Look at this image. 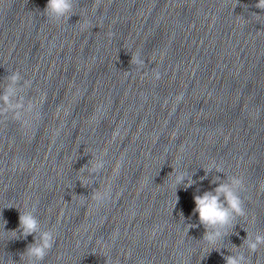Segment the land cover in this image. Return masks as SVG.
<instances>
[{
  "label": "clouds",
  "instance_id": "1",
  "mask_svg": "<svg viewBox=\"0 0 264 264\" xmlns=\"http://www.w3.org/2000/svg\"><path fill=\"white\" fill-rule=\"evenodd\" d=\"M76 3L77 0H48L47 5L43 10V14L49 22L54 24L59 25L61 23H66L72 15H75L74 8ZM95 4L98 8L100 0H95ZM254 7L264 10V0H258ZM78 23H80L82 30L89 27V22L87 21H78ZM132 63L136 65L138 71L144 67V61L140 58L139 53H136L133 56ZM152 77L155 80H159L161 75L158 70L153 69ZM6 79L10 81V83L5 85L3 92H0V115H7L10 111L11 116L14 119L28 125L30 121L25 119V114L33 113L35 105L33 103H29L27 107H25L18 101L16 106H12V96L15 94V90L12 85L17 84L20 81V75L18 72H13L6 77ZM182 95V93L177 95V102L182 99ZM98 111H100V109H98ZM95 159L96 162L91 167L92 173H98L103 170L106 163L103 156ZM209 170L210 169H205V172L207 173ZM115 171L118 174L119 166ZM173 171H175V169H173ZM183 180V176H177L175 183L180 184ZM191 184L192 181H189V183L185 185V188L190 187ZM239 189H246L244 178L241 176H233L232 186L218 184V186L212 191H205L203 195L194 196L195 208L193 211L198 214L200 224L205 226L204 239L209 243H215L216 237L220 236L221 233L220 231H216L214 235L209 234L207 231L208 226L218 228L229 226L235 227V225L232 224L234 216L246 215L245 201L240 195L238 191ZM260 191L264 192V182H261L260 184ZM221 195L224 196V202L220 199ZM94 199L96 200L98 206L110 200L111 188L109 187L104 192L95 193ZM32 206L36 207L35 204ZM19 228L20 236L22 238H27L29 235L34 237L33 244L29 245L24 253H21V259H23L24 256H27L30 259V264L42 262L56 242V238H54L52 231H44L40 233L39 243H36V234L39 232V222L36 216L33 215L32 211L20 212ZM13 237H16L15 234ZM245 240L248 250L252 255L256 254L258 250L264 246V235L258 234L254 239H248L246 237ZM225 261L226 264H251V261L243 255L227 256L225 257Z\"/></svg>",
  "mask_w": 264,
  "mask_h": 264
}]
</instances>
